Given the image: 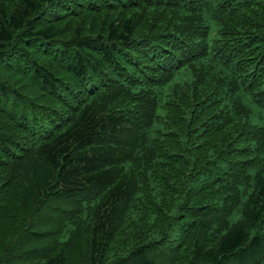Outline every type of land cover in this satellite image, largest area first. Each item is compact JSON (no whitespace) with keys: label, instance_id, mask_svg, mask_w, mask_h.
<instances>
[{"label":"trees","instance_id":"1","mask_svg":"<svg viewBox=\"0 0 264 264\" xmlns=\"http://www.w3.org/2000/svg\"><path fill=\"white\" fill-rule=\"evenodd\" d=\"M0 264H264V0H0Z\"/></svg>","mask_w":264,"mask_h":264}]
</instances>
